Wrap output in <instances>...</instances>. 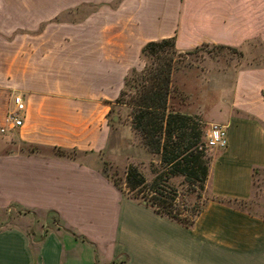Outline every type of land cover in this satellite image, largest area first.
I'll return each instance as SVG.
<instances>
[{"label":"crops","instance_id":"obj_1","mask_svg":"<svg viewBox=\"0 0 264 264\" xmlns=\"http://www.w3.org/2000/svg\"><path fill=\"white\" fill-rule=\"evenodd\" d=\"M261 19L264 0H0V215L15 221L0 227V264H264L263 218L207 200L186 227L118 188L100 158L147 42L236 47ZM263 93L264 69L236 71L205 194L250 197L264 169ZM17 95L22 122L9 126ZM15 141L38 150H10Z\"/></svg>","mask_w":264,"mask_h":264},{"label":"rangeland","instance_id":"obj_2","mask_svg":"<svg viewBox=\"0 0 264 264\" xmlns=\"http://www.w3.org/2000/svg\"><path fill=\"white\" fill-rule=\"evenodd\" d=\"M259 25V33L244 44L236 46L235 50L200 45L196 49L181 52V59L174 65L168 107L175 112L192 116L202 129L204 143L209 124L218 123L216 117L219 111L226 110L229 105L236 71L264 69L262 19ZM140 65L137 70L144 67L143 60ZM130 119V108L123 105L113 106L108 118L112 133L107 148L100 154L103 173L114 180L125 193L128 190L124 188L123 180L128 166H135L148 183L164 170L159 156L150 153L142 145L138 134L131 128ZM26 148L27 146L16 141L10 145V150ZM218 149L220 148L206 147L207 156L212 158ZM73 156L85 158L80 153ZM168 184L177 191V209L185 216L193 215L204 201L205 191L197 184L187 182L182 175L171 177ZM241 208L264 218V170L253 174L251 195ZM14 212L16 211H12ZM2 217L0 227L15 222L11 216L4 219L0 215ZM36 221L39 222V219L36 218ZM40 223L43 225V220ZM40 223L36 228L41 226Z\"/></svg>","mask_w":264,"mask_h":264},{"label":"trees","instance_id":"obj_3","mask_svg":"<svg viewBox=\"0 0 264 264\" xmlns=\"http://www.w3.org/2000/svg\"><path fill=\"white\" fill-rule=\"evenodd\" d=\"M202 45L234 50L236 48L208 43ZM140 58L144 61V67L140 70L136 68L129 70L114 105L130 108L131 128L138 134L147 151L159 156L164 170L148 183L135 166H128L123 184L129 196L143 202L158 214L186 227L193 226L207 200L221 202L255 215L241 208L247 199L210 196L205 192L204 201L193 215L185 216L177 209V191L168 184V180L173 176L182 175L187 182L197 184L204 191L212 158L206 154L199 123L192 116L175 112L168 107L172 71L175 63L181 59V52L175 47V37L147 42L141 49ZM24 145L29 152L38 150L35 145ZM55 153L59 156L75 158L73 155L78 151L58 148L55 149ZM259 170L264 169L255 168L253 174ZM112 181L116 186L118 185L114 180Z\"/></svg>","mask_w":264,"mask_h":264},{"label":"built area","instance_id":"obj_4","mask_svg":"<svg viewBox=\"0 0 264 264\" xmlns=\"http://www.w3.org/2000/svg\"><path fill=\"white\" fill-rule=\"evenodd\" d=\"M14 108L10 110L6 116V123L9 126L21 125L20 111L25 109L23 96L14 97ZM4 127L0 128V132H4ZM205 145L209 148H224L227 145L226 126L219 123H210L205 132Z\"/></svg>","mask_w":264,"mask_h":264}]
</instances>
